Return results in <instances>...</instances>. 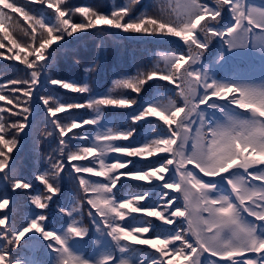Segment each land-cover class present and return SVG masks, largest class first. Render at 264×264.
Instances as JSON below:
<instances>
[{"label":"snow or ice","instance_id":"6c2138e0","mask_svg":"<svg viewBox=\"0 0 264 264\" xmlns=\"http://www.w3.org/2000/svg\"><path fill=\"white\" fill-rule=\"evenodd\" d=\"M0 49V264H264V0H0Z\"/></svg>","mask_w":264,"mask_h":264},{"label":"trees","instance_id":"16d2710c","mask_svg":"<svg viewBox=\"0 0 264 264\" xmlns=\"http://www.w3.org/2000/svg\"><path fill=\"white\" fill-rule=\"evenodd\" d=\"M71 2L75 5L96 4V5H99V6L104 7V8H110L113 0H71ZM123 2H124V0H115V3H117V4L123 3ZM36 7H38V6H36ZM174 39H178V38H174ZM181 43H182V41H181ZM87 47L90 51V55H94L95 52H94V48H93L92 44H89ZM125 47H126L125 63L128 65L130 71L134 73L135 66L131 62V57L133 55L136 57H140V56L147 57L148 52L147 51H143V52L141 51V49H143L145 47L144 45H141V44H126ZM147 48L153 52L163 50L160 48H156L152 45H147ZM133 49H135V51H133ZM0 51H3V50L0 49ZM8 63H12V62H8ZM115 65H116V60L113 58V56L111 55V52H110L106 65L103 68L99 69V73H100L99 77H98L99 90L106 91L107 88H109L111 86V80L115 78L113 76V71H114ZM16 75L17 74L15 72H12V71L5 72L4 71V62L0 61V83H3L6 77L7 78H14ZM59 75L65 79H67V80H73V79L83 80L86 73L84 72L83 67L77 66L72 61H69L68 63L62 62L60 64ZM149 83H151V82H149ZM145 87H147V85ZM170 87H171V85H170ZM60 91H61V93L65 94L66 99H81V100L83 99V97L79 96V94L66 92V90H63V89H61ZM132 95H135V93H133ZM142 95H143V93H142ZM3 103L4 102L0 101V105H2ZM133 107H135V106H133ZM73 111H77V110H73ZM78 111L83 113L85 110L81 109ZM117 111L123 112L125 110H117ZM66 114L67 113H61L59 115L64 116ZM150 119H155V118H150ZM85 127H88V126H85ZM41 128H43V125L41 126ZM74 131L80 132L81 129H76ZM39 147H40V150L42 152L49 151V149L47 148L46 145H40ZM154 158L155 157H152L150 159H154ZM22 162L24 165V169L26 171H30L32 169L33 165L35 164V159H34L33 154L29 151L28 154L24 158H22ZM121 171H123V170H121ZM37 183H39V182L37 181ZM71 187L72 186L69 185V188H71ZM169 191H171V190H169ZM158 222H160V221H158Z\"/></svg>","mask_w":264,"mask_h":264}]
</instances>
